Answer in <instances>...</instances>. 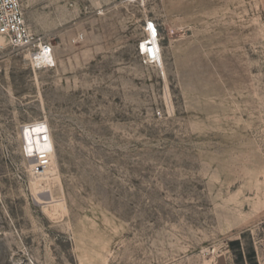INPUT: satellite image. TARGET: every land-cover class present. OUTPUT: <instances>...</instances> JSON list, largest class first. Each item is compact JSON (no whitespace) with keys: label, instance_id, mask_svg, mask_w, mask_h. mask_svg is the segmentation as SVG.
Returning a JSON list of instances; mask_svg holds the SVG:
<instances>
[{"label":"rangeland","instance_id":"374dc122","mask_svg":"<svg viewBox=\"0 0 264 264\" xmlns=\"http://www.w3.org/2000/svg\"><path fill=\"white\" fill-rule=\"evenodd\" d=\"M21 2L56 60L0 42V264H264V0Z\"/></svg>","mask_w":264,"mask_h":264},{"label":"built area","instance_id":"2783aa9c","mask_svg":"<svg viewBox=\"0 0 264 264\" xmlns=\"http://www.w3.org/2000/svg\"><path fill=\"white\" fill-rule=\"evenodd\" d=\"M148 29L150 33L148 32V36L140 42L139 53L144 57L146 63L158 64L155 53L160 45L158 32L153 23L148 24ZM0 35L9 38L13 48L25 49L33 58L39 55H50L54 52V46L51 43L36 36L28 27L21 0H0ZM144 44L148 46V49L144 47ZM49 134H51L50 128L43 135L49 137ZM24 151L27 157L33 158L35 161L32 168L35 174L41 173L48 167L49 152L35 151L27 148L26 144Z\"/></svg>","mask_w":264,"mask_h":264},{"label":"crops","instance_id":"0c3cea01","mask_svg":"<svg viewBox=\"0 0 264 264\" xmlns=\"http://www.w3.org/2000/svg\"><path fill=\"white\" fill-rule=\"evenodd\" d=\"M231 256L219 255L214 264H258L254 250L246 252L244 248L229 249ZM261 264V262H260Z\"/></svg>","mask_w":264,"mask_h":264},{"label":"bare ground","instance_id":"6f19581e","mask_svg":"<svg viewBox=\"0 0 264 264\" xmlns=\"http://www.w3.org/2000/svg\"><path fill=\"white\" fill-rule=\"evenodd\" d=\"M148 32L150 33V30H149V29H148ZM151 33H152V32H151ZM6 40H7L6 37L3 36V35H1V37H0V42H1V44H3ZM144 47L148 49V46L145 45V44H144ZM155 53H156L157 58H158V63H159V65H161V68H162L163 74L165 75L166 72H165V66H164V62H163V58H162V53H161L160 45H159V47L155 50ZM31 58H32V59H35V62H36V64H37L39 67H47V66H50V65H52V63H54L55 60H56L55 52H53V53L50 54V55H39V56L36 57V58H33V57H31ZM44 127H45V126H44ZM43 138L46 140L47 135H46V137H44V135H43ZM47 140H48V139H47ZM47 140H46V141H47ZM39 152H41V151H39ZM42 152H46V151H42ZM49 158H50V157H49ZM50 163H51V162H50ZM50 163H49V165H50ZM49 165H48V166H49ZM47 168H48V167H47ZM47 168H45V170H43L41 173H39V175H42V174L46 171Z\"/></svg>","mask_w":264,"mask_h":264}]
</instances>
